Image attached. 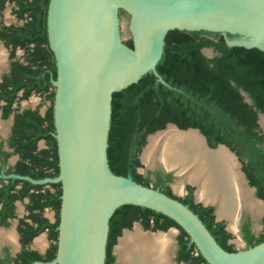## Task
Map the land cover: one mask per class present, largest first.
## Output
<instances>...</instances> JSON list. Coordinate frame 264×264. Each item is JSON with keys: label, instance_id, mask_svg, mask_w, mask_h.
I'll use <instances>...</instances> for the list:
<instances>
[{"label": "water", "instance_id": "water-1", "mask_svg": "<svg viewBox=\"0 0 264 264\" xmlns=\"http://www.w3.org/2000/svg\"><path fill=\"white\" fill-rule=\"evenodd\" d=\"M119 8L131 15L128 29L132 47L123 42ZM133 23L136 24L134 29ZM175 28L217 31L229 46L256 47L264 51V0H49L47 32L56 60V78L52 84L59 173L37 180L16 176L36 184L60 182L61 205L55 257L31 264H105L109 218L116 208L125 204L147 207L174 220L208 264H264V241L226 251L188 205L157 188L136 182L130 175H117L109 167L107 140L112 93L137 82L148 71L165 83L155 65L161 56L166 32ZM227 33H236L240 39H232ZM250 39L263 41L247 43ZM202 52L207 57L216 53L209 47ZM242 94L249 102L247 95ZM261 117L263 113L258 114V124L264 132L259 122ZM167 126L180 131H197L209 149L225 147L237 160L245 186L264 205V200L256 196L255 187L249 185L240 169L236 153L224 143L209 146L198 128L183 129L167 122L164 128L148 133L145 144L150 135ZM156 167L173 171V176L178 178L175 170ZM194 196L197 200L195 191ZM212 205L215 220L222 221L217 217L216 205ZM241 215L242 212L237 223ZM135 224L149 232L178 230L169 227L153 231L144 229L138 221L132 226ZM224 228L230 232L226 225ZM129 229L121 230L112 248L114 252L119 237Z\"/></svg>", "mask_w": 264, "mask_h": 264}, {"label": "trees", "instance_id": "trees-1", "mask_svg": "<svg viewBox=\"0 0 264 264\" xmlns=\"http://www.w3.org/2000/svg\"><path fill=\"white\" fill-rule=\"evenodd\" d=\"M6 2L13 3V12L18 19H25L21 25H2L0 39L10 47V57L14 56L17 46L24 50L26 63L17 60L10 63V71L4 74L0 82V99L11 103L20 88H25L24 97L32 91L47 92L51 79L56 78V64L53 51L49 47L47 36V9L49 0H0V13ZM228 37H233L227 33ZM125 43L132 47V40ZM211 48L215 53L207 57L202 49ZM155 69L165 83L157 80L152 71L143 74L137 82L112 93L111 117L107 140V158L111 171L117 175H130L142 185L157 188L165 194L175 197L198 215L215 240L226 251H235L228 243L230 234L222 221L216 222L210 206L203 207L193 202L189 193L180 198L172 195L167 185H163L160 173L154 180L151 172L143 175L137 171L140 162L134 153L133 142L142 139L157 129L164 128L167 122L175 123L179 128L195 127L207 138L210 146L224 143L234 150L242 161V169L248 183L256 187V196L264 200V132L258 124V114H264V51L256 47L229 46L223 35L210 30L170 29L164 36L162 53ZM43 72V74L41 73ZM244 92L249 102L245 101ZM53 96L48 94L51 105L43 116L36 111H25L18 115L25 122L20 136L23 145L29 139H45L47 147L40 150L39 171L34 177H54L59 173L57 144L52 136ZM144 137V138H143ZM32 152V150H31ZM28 161L25 168H31ZM170 179V174L166 175ZM19 181V180H15ZM39 187L36 195V206L42 210L49 207L55 211L56 220L51 223L39 216L37 227L24 223L31 229V236L47 230L49 239L54 242L46 252L45 258L31 252L34 258L27 260L18 255L17 261L29 264L32 260H51L56 255L59 210L61 205L60 182L33 185ZM162 190L160 187H163ZM27 188V189H28ZM138 221L144 229L167 230L176 227L179 231V249L176 261L187 264H208L190 241L188 234L171 218L150 208L125 204L115 209L109 218V229L106 243L105 264L114 260L113 245L124 227L131 228ZM262 232L255 236L249 229L248 221L241 227L246 247L264 241V216ZM30 240V239H29Z\"/></svg>", "mask_w": 264, "mask_h": 264}, {"label": "bare ground", "instance_id": "bare-ground-1", "mask_svg": "<svg viewBox=\"0 0 264 264\" xmlns=\"http://www.w3.org/2000/svg\"><path fill=\"white\" fill-rule=\"evenodd\" d=\"M135 23L132 28H135ZM228 29V28H227ZM262 39L247 43L261 44ZM4 51L0 45V68L4 64ZM264 127V117L259 119ZM147 167L161 165L175 170L179 191L185 182L196 186V196L203 202L216 205L218 218H226L227 228L237 230V218L243 210L254 217L264 212L262 202L252 196L245 186L234 155L225 147L209 149L195 130L180 131L172 126L150 135L140 156ZM177 179V180H178ZM173 231L152 233L138 225L125 230L115 246L117 264H173L171 252ZM43 238L38 242L41 244Z\"/></svg>", "mask_w": 264, "mask_h": 264}, {"label": "flooded vegetation", "instance_id": "flooded-vegetation-1", "mask_svg": "<svg viewBox=\"0 0 264 264\" xmlns=\"http://www.w3.org/2000/svg\"><path fill=\"white\" fill-rule=\"evenodd\" d=\"M6 4H12L13 6L12 14L16 18V23L7 24L1 22V13L4 10L3 9L0 13V27L2 25L8 26V25L23 24L25 19H18L13 12L14 4L9 2H6ZM47 13H48V9H47ZM118 15H119V11H118ZM10 19L11 18L6 12V20H10ZM47 36H48V32H47ZM125 40L126 39H123L124 43ZM0 45L5 51L6 50L8 51V54L6 52V55L3 58L4 64L0 68V82H2L3 75L9 73L10 71V63L12 61L17 60L19 62L26 63L27 60L24 50L19 46L16 47L14 51V56L10 57V47H7L1 39H0ZM16 50H20L22 52L21 57L16 56L17 55ZM6 59H8L9 61L8 63L6 62ZM55 64H56V60H55ZM41 73L43 74V72ZM53 79H51V87H49L47 92L38 93L32 91L28 96L24 97L25 88L22 87L17 91L16 96L11 103H7L5 100L0 99V264H23L17 261L18 255L21 254L22 258L25 257L27 260H30L34 258L33 254H31L30 251L36 252L37 254L45 258L46 252L54 244V242L49 239L47 230H44L38 233L37 235L30 237L32 230L29 228L28 229L25 228L24 225L25 222L32 224L33 227H37L38 223L36 219L38 220L39 216H42L46 218L49 222L53 223L56 220V214L55 211L49 207H44L42 210H40L36 206L37 201L35 197L39 193V191H41V189L39 187L28 188L29 185L26 184L24 181L29 182L33 185H43V189L48 188L50 191H53L54 189L50 187L49 185L50 183L36 184L27 179L18 178L16 176V175L27 176L36 180L41 179L34 177L36 175L34 173H37L39 171V162L37 159L39 157L40 150L47 147V142L45 139H39L38 141H34L33 139L31 141L29 139L30 143L29 144L27 143V145H23L24 139H22L20 136L22 135L21 134L22 130L25 127V122H22V119L18 117V115L22 114L25 111H36V113L40 116H43L45 114L46 110L51 105V100L48 98V94L51 93L52 91H54L55 93V87L52 84ZM32 94L42 96L46 101H48V104L45 106L44 109H41L39 107V104L36 102L37 100L36 98L31 99V102L33 103L36 102L34 107H26V106L20 107L21 102H26V99H28ZM53 103H54V99H53ZM1 122H3L4 124H2ZM53 125H54V119H53ZM54 134H55V126H54V130L52 131V136L55 138ZM139 135H140L139 136L140 139L138 138L133 142V148L131 149L134 153H137L138 160L142 146L145 144L144 143L141 146L139 152H136L137 149L140 147L139 141L142 139L141 134ZM146 136H145V141H146ZM206 142L209 145L207 138H206ZM32 156L34 159L31 168H25L23 166V163H25V161H28V163L30 164ZM238 159L241 163L240 169L243 171L242 169L243 164L239 156ZM157 172L160 173V176L163 180L162 182L163 185L168 186L172 195L182 198L190 193L193 197L194 203L200 204L203 207L210 206L213 208L212 212H209V214L213 215V218L215 220L214 206L211 204V202H203L201 200L197 201L194 196V190L190 184L183 185V190H184L183 196L176 195L171 191L169 187V183L173 176V171L171 173V171H163L162 169H156L152 171L150 174V177L153 178V180L154 178H156ZM243 173L246 177L244 171ZM167 174H170V179L166 176ZM15 180H19V181H15ZM164 186L160 188L162 190H165ZM255 192H256V187H255ZM203 203H207V204L205 205ZM45 210L52 211L54 217L45 216L44 215ZM245 221L242 222L241 227ZM178 237H179V231L177 235V249L175 253V260L178 256V249H179ZM40 238H43L41 244L38 243L40 241ZM34 261H50V260H32L29 264H31Z\"/></svg>", "mask_w": 264, "mask_h": 264}, {"label": "rangeland", "instance_id": "rangeland-1", "mask_svg": "<svg viewBox=\"0 0 264 264\" xmlns=\"http://www.w3.org/2000/svg\"><path fill=\"white\" fill-rule=\"evenodd\" d=\"M12 8H13L12 4H6L5 5V8H4L3 12L1 13V22L7 23V24H9V23H16V18L12 14ZM118 11H119V19H120L121 33H122L124 39H131V34L129 32V29H128L129 22L131 20V15H130V13H128L123 8H119ZM6 12L8 13L9 17L11 18L10 20H6ZM231 38L232 39H240V36L235 33V34H233V37H231ZM3 51H4V57H5L6 52L8 54V51L7 50L5 51L4 49H3ZM204 52L207 53V50L204 49ZM16 54H17L16 56L21 57L22 52L20 50H16ZM208 56H211V55H208ZM6 62L7 63L9 62L8 59H6ZM32 98H36L37 99L36 102L39 104V107L41 109H44L45 106L48 104V101H46L44 99V97L38 96V95H35V94H32V95H30V97L28 99H26V102H21L20 107H23V106H26V107H34V105L36 104V102L35 103L31 102V99ZM1 123L4 124L3 122H1ZM259 128L261 129L260 125H259ZM144 147L142 148L141 153H142ZM141 153L139 154V157L141 156ZM139 161H140V158H139ZM156 169H160V168L153 167V168H151V170L150 169H146L145 166L143 165V163L140 161V166L138 167L137 171L139 173L143 174V175H146L147 172H152V171H154ZM171 173H172V171H171ZM177 179H178L177 177L172 176V179H171V181L169 183V187H170L171 191L174 194L179 195V196H183V194H184L183 188L181 190H179V191L175 190V188H174V186L179 181V179L178 180ZM186 184H190L192 186L193 190L196 191V186H194V184L189 183L187 181L183 185H186ZM44 215L45 216H52V217H54L53 216L54 215L53 212L50 211V210H45L44 211ZM263 216H264V213L262 215L258 216V217H252L251 214L248 211H246V210H243L242 211V215H241L240 221H239V223H237V230L235 232H233V231H230L229 232L230 239L228 240V242L230 244H232V246H233V248L235 250L246 248V242H244L243 237H242V233H241V230H240L242 222L245 221V220H248L249 221V226H250L251 232L255 236H258L262 232V228H263V226H262V218H263ZM220 219H222V222L224 223V225H226V226L228 225L227 224L228 221H227L226 218H220ZM139 225H140V223H139ZM133 226L130 228V230L133 228ZM138 227H140V226H138ZM170 230L173 231V240H172V246H171L172 249L170 250V252H171L170 253L171 254L170 256H171L172 262L175 264V263H177L176 260H175V253H176V249H177V235H178V230H174V229H170ZM168 231H166V232H168ZM152 233H157V232H152ZM112 254L114 256V260H113V262L111 264H117V255L115 254V252L112 253Z\"/></svg>", "mask_w": 264, "mask_h": 264}]
</instances>
